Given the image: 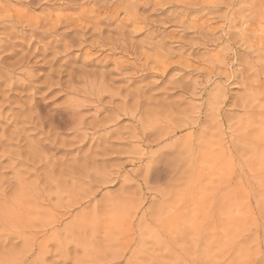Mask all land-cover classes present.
I'll list each match as a JSON object with an SVG mask.
<instances>
[{"label": "rangeland", "instance_id": "1", "mask_svg": "<svg viewBox=\"0 0 264 264\" xmlns=\"http://www.w3.org/2000/svg\"><path fill=\"white\" fill-rule=\"evenodd\" d=\"M92 7L90 4L81 8L76 4L46 0L40 7L28 12L20 8L0 12V17H3L0 19V32L15 30L14 36L27 34L28 38L32 35L37 38L32 40L31 45L20 39L6 40L5 51L10 55L5 56V62L11 63L24 51L34 52L37 61L50 60L56 52H66V55L56 58L53 67L63 64L67 68L77 58L83 62L86 56L90 57L89 65L96 66L97 61L110 51L94 46L97 28L102 30L100 35L104 37L110 32L115 36L117 33L112 30L121 21H124L126 29H136L142 24L135 17L151 14L152 19L158 20L170 16L189 25L181 31L176 30L181 26L175 23L152 29L157 39L170 37V45L176 42L172 47L173 56L164 62L170 66L165 71H162V65L149 67L148 71L133 77L130 82L117 83H127L128 87L147 85L145 96L160 101L158 106L172 107L180 102L179 97L183 94L179 87L175 90L169 88L173 75L180 73L176 76V84H183L189 76L194 79L193 70L202 66V61L197 58L207 56L210 50H217L235 40L239 34L234 28L245 27L241 17L250 11L241 9L239 3L229 11L224 7L223 0H216V6L182 8L173 5L155 13L152 12V4H139L122 11L123 6L100 3L90 15L85 10ZM39 16H45L46 22L29 19ZM26 24L31 26L25 27ZM247 24L245 31L255 35L245 41L247 47L233 46L237 60L234 67L246 59H255L253 51L258 52L262 43L258 15L248 20ZM201 29L209 35L220 36L221 44L200 46L202 41L196 32ZM127 35L126 31L125 37ZM145 35V31H138L135 39L141 40ZM81 42L83 47L78 46ZM189 42L196 46H191ZM142 55L145 66L155 64L151 59V49H145ZM108 66H112L110 61ZM34 71L46 75L50 68L48 64L40 63ZM250 71L247 66L241 68L232 83L249 81ZM153 79L159 84H151ZM30 90V86L14 84L9 100L19 102V94ZM46 91L43 87L36 90L33 107L41 116L59 124L67 118V111L55 105L64 97L53 100L58 90L53 89L44 96ZM243 91L240 87H232L234 95L229 97L230 102L235 103L236 96ZM248 91L251 104L242 101L239 106L230 107L228 115L221 110L219 125L206 120L192 129L175 126V120L169 124L162 117L161 122H153L159 128V132L150 137L153 154L141 162L150 161L147 182L151 191L135 177L124 179L126 173L131 177L130 169H140L137 177L143 174L140 164L128 163V158L120 154L130 143L128 139L118 138L130 122L128 116L110 124L103 134L89 137L77 147L57 149L58 163L70 159L83 161L88 154L97 157L95 168L90 164L87 169H81L83 174L79 176L76 190L83 198L72 199L64 205L71 207L68 219L79 217L74 225L65 230V233H71L73 242H68L65 233L55 231L67 223V214L63 209L47 205L49 211L42 212L38 201L28 198L26 181L20 179L12 182L11 196L15 198V211L22 216L24 227L0 237V259L15 254L25 264L29 261L31 264H97L101 259L110 260L112 264H264V126L261 125L258 104L260 85L254 84ZM132 103L129 98L128 104ZM139 106L143 110L148 102L141 100ZM4 123L9 131L20 125L19 120ZM169 127L175 131L169 133ZM105 145L109 147L97 151L104 149ZM188 148L191 150L186 152ZM64 153L74 155L66 156ZM106 169L118 175L114 176V183L102 186L98 182L99 173ZM35 177L33 173L29 179ZM107 189H120L124 195L118 204L103 209L98 218L88 206L95 209L101 194ZM51 199L55 201L58 197Z\"/></svg>", "mask_w": 264, "mask_h": 264}, {"label": "clouds", "instance_id": "2", "mask_svg": "<svg viewBox=\"0 0 264 264\" xmlns=\"http://www.w3.org/2000/svg\"><path fill=\"white\" fill-rule=\"evenodd\" d=\"M46 0H0V12L20 8L24 12L29 9L40 7ZM61 4H76L83 8L90 4L93 7L86 9L88 14H93L95 6L100 3L116 4L121 7L120 10L131 9L139 4H152V12H159L162 9L170 8L173 5H179L182 8H203L208 5L216 6V0H57ZM224 7L232 11L233 5L239 3L241 9H249L241 17L245 21L244 28H234L239 34L235 40L228 44L220 46L217 50H210L207 56L198 57L202 61L199 69H194L195 78L189 76L183 84H176V76L173 75L169 82V88L175 90L179 87L183 94L179 97V103H174L172 107H163L160 101H154L153 97L145 96L144 89L147 85L141 84L139 87H128L127 83H117V81L130 82L132 78L141 75L149 70V67H159L161 62L170 59L172 47L175 41L170 45V37H161L157 39L152 31L154 27L163 25L167 27L171 23L180 25L177 31L188 28L189 25L183 24L180 20L165 17L162 19H152L149 16L135 17L142 24L141 28L126 29L124 21H121L112 30L117 33L113 36L112 32L107 37L100 35L102 30L97 28V38L94 46L107 48L110 51L108 55L97 61L96 66H90L88 56L83 62H74L70 67L63 64L60 67H53L56 58L65 53L56 52L50 60H35V53L27 51L12 61L5 62V56L10 55L5 51V41L20 39L31 45L36 36L28 38L27 34H15L13 32H0V237L13 230H20L24 227L22 216L16 212V201L12 198V182L23 179L26 181L25 188L29 199H36L42 206L41 211L47 213L51 205L57 209L62 208L67 214L66 225L60 229H55L57 233H65V230L74 225L79 217L71 216V207H64L72 199H82L76 190V184L79 176L83 173L81 169H87L91 164L95 168L97 157L92 154L86 155L83 161L70 159L58 163L59 157L56 150L67 147H77L83 144L89 137L95 138L98 134H103V130L110 124H115L117 120L124 116L130 117L129 124L121 131L118 138L128 139L130 141L126 149L120 154L126 156L127 162L140 164L143 174L137 177L140 169H130L131 177L128 173L124 179L135 177L137 182H143L151 191V186L147 182V170L150 168V161H145L146 157L153 154L151 136H155L159 131L154 125V121L161 122V117L171 124L176 121L178 127H187L195 129L202 121L211 120L215 125L221 123V110L226 115L230 107H237L243 101L245 104H251L248 99L249 87L254 84L260 85L259 107L261 125L264 126V0H223ZM258 15L260 21L259 36L262 40L259 51H253L255 59L249 58L237 65L234 48L247 47L245 41L255 35L254 32H246L247 21ZM3 17H0L2 19ZM30 20H40L46 22L45 16L30 17ZM31 26L30 24L24 25ZM43 30V29H41ZM145 31L143 39H135L138 31ZM128 32L125 37V32ZM202 43L200 46L207 47L211 45H220V36L209 35L201 29L196 32ZM221 35H226L221 33ZM81 40L83 37L81 36ZM104 41V43H100ZM127 41V42H125ZM195 47V44L189 42ZM40 46L37 41V47ZM79 47H83L81 42ZM46 47V46H45ZM145 49L152 50L151 59L155 61L154 65L145 66ZM122 53V55H113ZM188 59H191L190 57ZM109 61L111 67L108 66ZM48 64L50 71L45 75L34 71L37 64ZM184 65L181 64V67ZM247 66L250 68L251 79L240 84H233L232 81L241 68ZM43 76V79L41 77ZM151 84H159L158 80L153 79ZM14 84L30 86V91L21 92L19 102L13 103L9 100ZM46 88L44 96L53 89L58 91L52 97H64L55 107L64 108L67 111V118L60 121L59 124L52 123L47 117L41 116L33 107L34 97L38 88ZM232 87H240L244 91L236 96L235 103H231L229 97L234 95L231 92ZM165 91L169 89H163ZM154 95V94H153ZM131 98L133 103L128 104ZM119 103H115V101ZM145 100L148 106L143 110L140 108V101ZM7 109V112L5 111ZM175 109V110H173ZM19 110V111H17ZM104 112H115L114 115H102ZM13 120H19V127L11 131L6 127L5 121L11 124ZM229 127H231L229 125ZM109 145H105L104 151ZM66 156L74 154L64 153ZM5 160L8 162L5 163ZM11 173V175H6ZM35 173V179L29 177ZM101 185L114 183V176L111 169H106L99 173ZM42 182V183H41ZM43 194V195H41ZM123 193L120 189H107L96 203L95 209L89 205V210L95 212L98 218L103 209L118 204ZM57 196L53 201L51 197ZM45 217H41L44 219ZM71 233H65L68 242ZM0 264H25L24 261L17 259L15 254L0 259ZM31 264V262H27ZM55 264V262H53ZM70 264V262H69ZM97 264H112L110 260L101 259Z\"/></svg>", "mask_w": 264, "mask_h": 264}, {"label": "bare ground", "instance_id": "3", "mask_svg": "<svg viewBox=\"0 0 264 264\" xmlns=\"http://www.w3.org/2000/svg\"><path fill=\"white\" fill-rule=\"evenodd\" d=\"M8 30V29H7ZM23 32V31H22ZM171 56H173V55H171ZM177 63H179V62H177ZM187 64V63H186ZM160 65H162V68H163V70L162 71H165L167 68H168V66H170L169 64H164V62H161L160 63ZM189 65H187V67H188ZM184 67V66H183ZM181 68V67H180ZM186 68V67H185ZM244 107V106H243ZM247 107V106H246ZM248 108V107H247ZM170 128V130H169V133L170 132H174L175 131V129H173V130H171V127H169ZM168 129V128H167ZM159 132V131H158ZM168 135V134H167ZM161 137H162V135H160ZM160 137V138H161ZM202 138V137H201ZM159 141V140H158ZM174 144V143H173ZM178 146V145H177ZM203 149V148H202ZM179 150V149H178ZM186 150V152L187 151H190L191 150V148H188V150L187 149H185ZM199 150H200V148H199ZM182 153V152H181ZM185 153V152H184ZM187 155V154H186ZM204 155V154H203ZM196 157V156H195ZM204 157V156H203ZM189 158V157H188ZM194 158V157H193ZM180 159V158H179ZM178 159V160H179ZM192 159V158H191ZM182 160V159H181ZM193 160V159H192ZM191 162V161H190ZM186 164V163H185ZM188 165V164H187ZM191 166V165H190ZM15 199V198H14ZM47 221V220H46ZM41 223V222H40Z\"/></svg>", "mask_w": 264, "mask_h": 264}]
</instances>
